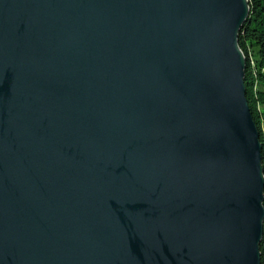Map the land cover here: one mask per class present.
I'll list each match as a JSON object with an SVG mask.
<instances>
[{
	"label": "water",
	"instance_id": "1",
	"mask_svg": "<svg viewBox=\"0 0 264 264\" xmlns=\"http://www.w3.org/2000/svg\"><path fill=\"white\" fill-rule=\"evenodd\" d=\"M248 0H0V264H260Z\"/></svg>",
	"mask_w": 264,
	"mask_h": 264
},
{
	"label": "trees",
	"instance_id": "2",
	"mask_svg": "<svg viewBox=\"0 0 264 264\" xmlns=\"http://www.w3.org/2000/svg\"><path fill=\"white\" fill-rule=\"evenodd\" d=\"M248 3L250 12L239 31L238 45L245 56L246 99L259 131L264 175V0H248ZM259 251L260 264H264V222Z\"/></svg>",
	"mask_w": 264,
	"mask_h": 264
}]
</instances>
